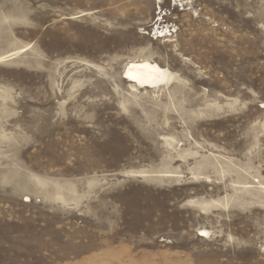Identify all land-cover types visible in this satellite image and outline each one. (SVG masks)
<instances>
[{
	"label": "rangeland",
	"instance_id": "rangeland-1",
	"mask_svg": "<svg viewBox=\"0 0 264 264\" xmlns=\"http://www.w3.org/2000/svg\"><path fill=\"white\" fill-rule=\"evenodd\" d=\"M0 57V264H264V0H0Z\"/></svg>",
	"mask_w": 264,
	"mask_h": 264
},
{
	"label": "bare ground",
	"instance_id": "bare-ground-1",
	"mask_svg": "<svg viewBox=\"0 0 264 264\" xmlns=\"http://www.w3.org/2000/svg\"><path fill=\"white\" fill-rule=\"evenodd\" d=\"M169 31L171 32V30ZM161 33H163V31ZM122 78L128 81L133 88L141 87L152 89L157 87L160 88V86L168 84L172 78H174V74L156 61L135 59L128 61L124 68ZM200 232L201 234L199 235L201 237H205V234L208 233L207 230H201Z\"/></svg>",
	"mask_w": 264,
	"mask_h": 264
},
{
	"label": "snow or ice",
	"instance_id": "snow-or-ice-1",
	"mask_svg": "<svg viewBox=\"0 0 264 264\" xmlns=\"http://www.w3.org/2000/svg\"><path fill=\"white\" fill-rule=\"evenodd\" d=\"M206 235V234H205Z\"/></svg>",
	"mask_w": 264,
	"mask_h": 264
}]
</instances>
